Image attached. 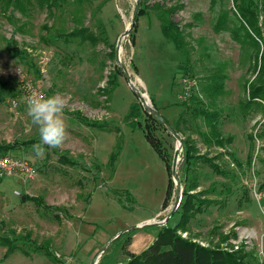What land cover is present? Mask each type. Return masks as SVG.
I'll use <instances>...</instances> for the list:
<instances>
[{"label": "rangeland", "instance_id": "obj_1", "mask_svg": "<svg viewBox=\"0 0 264 264\" xmlns=\"http://www.w3.org/2000/svg\"><path fill=\"white\" fill-rule=\"evenodd\" d=\"M22 1L25 9L0 0V160H22L36 172L0 179V264H126L138 255L132 252H143L163 227L178 221L167 218L181 197L173 161L186 139L228 175L199 165L201 190L214 189L209 196L216 203L191 221L190 234L183 237L242 248L249 264H264V111L244 108L246 88L257 77L258 50L244 36L233 1L57 0L44 7L37 0ZM138 2V14L146 13L122 39ZM254 2L264 30L263 0ZM169 19L181 34L180 50L163 36ZM80 28L99 41L67 36ZM119 41L121 63L132 81L178 128L179 139L145 108L118 69L111 50ZM113 72L115 85L108 83ZM216 75L224 82L218 96ZM185 78L196 81L190 94ZM25 83L67 102L66 138L57 148L45 146L43 156L33 150L40 137L23 102ZM11 100L20 102L17 109ZM196 107L220 112L219 130L232 140L225 148L204 140L210 128L201 116H192ZM81 116L100 124L88 127ZM61 156L71 163H61ZM182 159L183 151L179 177ZM150 220L157 225L135 229ZM66 241L71 251L64 255ZM11 245L15 248L8 252Z\"/></svg>", "mask_w": 264, "mask_h": 264}, {"label": "trees", "instance_id": "obj_2", "mask_svg": "<svg viewBox=\"0 0 264 264\" xmlns=\"http://www.w3.org/2000/svg\"><path fill=\"white\" fill-rule=\"evenodd\" d=\"M55 1L57 0H37L40 7L50 6L54 4ZM232 1L244 36L254 43L258 50L255 63L257 77L246 88L247 98L244 108L246 111H249L253 107H258L264 111V30L260 23L259 8L255 5L254 0ZM9 2L21 9H25L22 0H9ZM140 13L145 14L146 12L140 9L139 14ZM135 27L136 26H134V28ZM162 33L165 39L174 43L177 50L183 48L181 34L178 30L176 31V25L173 19H169L168 22L163 24ZM67 36L80 37L83 41H89L94 44L99 41V38L87 28L74 30L67 34ZM111 56H116V46H113ZM118 69H120V67ZM110 76L108 83L115 85L117 73H110ZM223 89V78L220 75L214 76L213 94L218 96L223 92ZM136 105L137 104L132 107L131 113L137 108ZM191 111L193 117L201 116L206 125L210 128L209 135L203 136L205 141H209L220 148H225L227 143H231V138L225 139L219 130L220 112L200 107L193 108ZM79 119L82 123L90 127H97L100 124L99 122L90 121L82 116ZM147 137L155 150L163 156L157 141H155L149 132L147 133ZM229 155L233 158V162L239 165L240 162L235 156L233 154ZM61 160L66 163H71L66 157L61 158ZM199 165H206L210 170L222 177L228 175L226 171L220 168L219 164L214 162L213 158H210L206 154H202L192 140H183V159L180 163V181L183 187V197L178 209L172 215V218L178 217V221L175 225L168 224L163 227L158 233L155 241L140 254L132 256L131 260L126 264H249L247 260L248 254L244 252L242 248L234 250L221 247V245L205 246L194 238L183 237L182 233L190 234L189 225L191 221L197 216L205 214L206 211L216 203V200L209 196L214 189L209 188L201 190L198 171ZM167 166L170 175V190L172 191L173 180L171 168L169 164H167ZM26 199L29 201L36 200V198L28 196ZM2 241L6 244L12 243V241L7 238L2 239ZM14 248L15 246L11 245L8 252H11Z\"/></svg>", "mask_w": 264, "mask_h": 264}, {"label": "clouds", "instance_id": "obj_3", "mask_svg": "<svg viewBox=\"0 0 264 264\" xmlns=\"http://www.w3.org/2000/svg\"><path fill=\"white\" fill-rule=\"evenodd\" d=\"M66 100L61 95L43 96L33 93L26 98L28 113L33 124L38 127L40 142L33 145L37 156H43L45 146L59 147L67 135V126L63 118ZM264 256V251L260 253Z\"/></svg>", "mask_w": 264, "mask_h": 264}, {"label": "built area", "instance_id": "obj_4", "mask_svg": "<svg viewBox=\"0 0 264 264\" xmlns=\"http://www.w3.org/2000/svg\"><path fill=\"white\" fill-rule=\"evenodd\" d=\"M120 50H121V47H120ZM120 54H121V51H120ZM119 67H121L120 64H119ZM124 74H125V72H124ZM129 78H130V80L132 82V85L139 92H141L136 87V84L132 81L130 74H129ZM183 84L185 86L184 88H185V91L187 92V94H190L191 93V89H193L196 86V81L193 80V79H190V78H185L183 80ZM33 93H36L38 95H43V96L47 97L46 93L43 90L39 89L37 86H34L31 83H25L23 85V88H22L23 102H25V104H26V98L31 96ZM141 94H142L143 98L145 99V104L148 107H152V102H151L150 98L148 97L149 100H150V103L148 104L147 100H146V98L144 96V93L141 92ZM19 103L20 102H18L17 100H11L12 108L13 109H17L18 106H19ZM145 104H143V105L145 106ZM145 108H146V106H145ZM182 151L183 150H181V153H182ZM181 153H180V157L179 158H181ZM16 171H19L22 174H25L27 176H33L35 174V172H36L35 169L32 168V166H29L28 163H26V162H24L22 160L14 161V160L10 159L9 157H5V158H2L0 160V179L1 178H5L7 176H12Z\"/></svg>", "mask_w": 264, "mask_h": 264}, {"label": "water", "instance_id": "obj_5", "mask_svg": "<svg viewBox=\"0 0 264 264\" xmlns=\"http://www.w3.org/2000/svg\"><path fill=\"white\" fill-rule=\"evenodd\" d=\"M138 11H139V2L137 3L136 5V8H135V11H134V14H133V17H132V22L130 23V26L127 28V30L125 31V33L122 35V38L124 37H127L129 36L130 32L134 29V26H135V22H136V19H137V16H138ZM120 47H121V42L119 41V43L117 44V48H116V56L119 60V64L121 66V68L123 69V71L125 72L127 78H128V81L130 82L131 86L134 88V90L136 91V93L138 94L140 100L142 101L143 104H145V99L143 98L141 92H139L133 85H132V82L129 78V74L125 68V66L121 63V60H120ZM146 108L149 110V112L161 123L163 124L165 127L168 128V130L171 132V134L178 138L179 139V134L177 133V131L171 126V124L155 109H153L152 107H148L146 104H145ZM180 147L181 149H177V155L175 156L174 158V161H173V173H174V177H175V181H176V185H177V189H179V192L180 193V196L177 200H176V204H175V208L173 209V212L170 216H168L167 218V221L168 219L174 214V212L178 209L180 203H181V200H182V197H183V189L181 190V181H180V177L177 173V166H178V163L180 161V153L183 148V140L180 141ZM154 226V225H157V224H153L151 222L149 223H146L144 225H138L135 229H138V228H142L144 226Z\"/></svg>", "mask_w": 264, "mask_h": 264}, {"label": "crops", "instance_id": "obj_6", "mask_svg": "<svg viewBox=\"0 0 264 264\" xmlns=\"http://www.w3.org/2000/svg\"><path fill=\"white\" fill-rule=\"evenodd\" d=\"M84 124V123H83ZM86 125V124H85ZM87 126V125H86ZM88 127H90V126H88ZM63 157H65V156H61L60 158H59V161L61 162V163H66V162H63L62 160H61V158H63ZM67 158V157H66ZM9 183L10 182H8L7 181V186L9 185ZM8 188H9V186H8ZM8 190H10V189H8ZM27 198V197H26ZM27 201H29V200H27ZM58 215V214H57ZM153 220H150L149 222H152ZM155 238V236L152 238V240L150 241V243H148L143 249H142V251H144V250H146L149 246H150V244L152 243V241H153V239ZM67 240V239H66ZM66 243H67V241L65 242V245L63 244L62 245V247H61V254H64V255H66L67 253H70V251H71V248L70 247H68L67 245H66ZM237 249H240V248H237ZM140 250V249H139ZM36 253H39L40 251L39 250H36L35 251ZM139 252H141V251H139ZM139 252H132L131 254H139ZM45 254L46 255H49L48 254V252H46L45 251ZM123 261H125V259L123 260Z\"/></svg>", "mask_w": 264, "mask_h": 264}, {"label": "bare ground", "instance_id": "obj_7", "mask_svg": "<svg viewBox=\"0 0 264 264\" xmlns=\"http://www.w3.org/2000/svg\"><path fill=\"white\" fill-rule=\"evenodd\" d=\"M129 26H130V25H129ZM129 26H128V27H129ZM147 103H148V102H147ZM148 104H149V103H148Z\"/></svg>", "mask_w": 264, "mask_h": 264}]
</instances>
